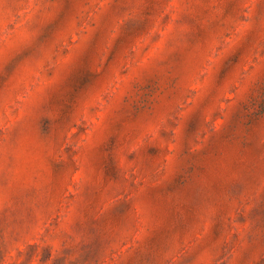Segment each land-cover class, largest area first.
I'll return each instance as SVG.
<instances>
[{
	"label": "rangeland",
	"instance_id": "obj_1",
	"mask_svg": "<svg viewBox=\"0 0 264 264\" xmlns=\"http://www.w3.org/2000/svg\"><path fill=\"white\" fill-rule=\"evenodd\" d=\"M0 264H264V0H0Z\"/></svg>",
	"mask_w": 264,
	"mask_h": 264
}]
</instances>
